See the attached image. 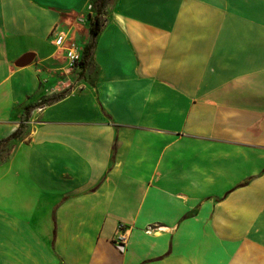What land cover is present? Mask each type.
<instances>
[{
    "label": "crops",
    "instance_id": "0c3cea01",
    "mask_svg": "<svg viewBox=\"0 0 264 264\" xmlns=\"http://www.w3.org/2000/svg\"><path fill=\"white\" fill-rule=\"evenodd\" d=\"M107 13L0 0V264H264V0Z\"/></svg>",
    "mask_w": 264,
    "mask_h": 264
},
{
    "label": "built area",
    "instance_id": "2783aa9c",
    "mask_svg": "<svg viewBox=\"0 0 264 264\" xmlns=\"http://www.w3.org/2000/svg\"><path fill=\"white\" fill-rule=\"evenodd\" d=\"M55 44L59 48H63L66 56V60L70 68H74L81 60V53L77 43L71 39L67 38L64 33L60 32L58 36L54 39ZM127 242V235L124 226H119V234L116 241L117 248L124 252L125 245Z\"/></svg>",
    "mask_w": 264,
    "mask_h": 264
},
{
    "label": "trees",
    "instance_id": "16d2710c",
    "mask_svg": "<svg viewBox=\"0 0 264 264\" xmlns=\"http://www.w3.org/2000/svg\"><path fill=\"white\" fill-rule=\"evenodd\" d=\"M113 1L114 0H91V10L94 11V15L92 16V14H90L89 19H92L90 30L93 39H95L101 32L104 26V22L106 21L104 14L108 12L107 9L110 7ZM88 50H90V47H87L85 52H87ZM62 95L63 94H58L52 96L51 98H48L45 101L41 100L40 104L57 101L61 98Z\"/></svg>",
    "mask_w": 264,
    "mask_h": 264
},
{
    "label": "rangeland",
    "instance_id": "374dc122",
    "mask_svg": "<svg viewBox=\"0 0 264 264\" xmlns=\"http://www.w3.org/2000/svg\"><path fill=\"white\" fill-rule=\"evenodd\" d=\"M109 10V8L107 9V11ZM108 13H105L104 15L107 16ZM106 18V17H105Z\"/></svg>",
    "mask_w": 264,
    "mask_h": 264
}]
</instances>
